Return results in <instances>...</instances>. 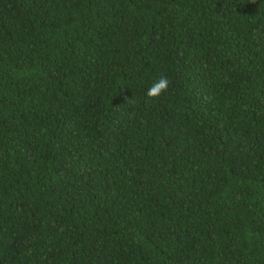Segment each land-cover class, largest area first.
I'll return each instance as SVG.
<instances>
[{
    "label": "trees",
    "instance_id": "16d2710c",
    "mask_svg": "<svg viewBox=\"0 0 264 264\" xmlns=\"http://www.w3.org/2000/svg\"><path fill=\"white\" fill-rule=\"evenodd\" d=\"M0 264H264V0H0Z\"/></svg>",
    "mask_w": 264,
    "mask_h": 264
},
{
    "label": "clouds",
    "instance_id": "9594fccd",
    "mask_svg": "<svg viewBox=\"0 0 264 264\" xmlns=\"http://www.w3.org/2000/svg\"><path fill=\"white\" fill-rule=\"evenodd\" d=\"M169 87V80L166 77H160L152 82L151 86L147 89V96L155 98L161 96L167 91Z\"/></svg>",
    "mask_w": 264,
    "mask_h": 264
}]
</instances>
